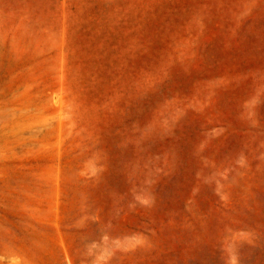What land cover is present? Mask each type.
Here are the masks:
<instances>
[{
  "label": "rangeland",
  "instance_id": "1",
  "mask_svg": "<svg viewBox=\"0 0 264 264\" xmlns=\"http://www.w3.org/2000/svg\"><path fill=\"white\" fill-rule=\"evenodd\" d=\"M42 200L47 264H264V0H0V240Z\"/></svg>",
  "mask_w": 264,
  "mask_h": 264
},
{
  "label": "bare ground",
  "instance_id": "2",
  "mask_svg": "<svg viewBox=\"0 0 264 264\" xmlns=\"http://www.w3.org/2000/svg\"><path fill=\"white\" fill-rule=\"evenodd\" d=\"M29 212L27 216L32 214L31 211ZM7 213L13 217L9 228L12 234L7 240H0V264H47L46 231L48 222L44 200L41 201L40 216L38 213L39 217L36 218L34 214L35 220L26 219L23 221L16 217L15 212Z\"/></svg>",
  "mask_w": 264,
  "mask_h": 264
}]
</instances>
